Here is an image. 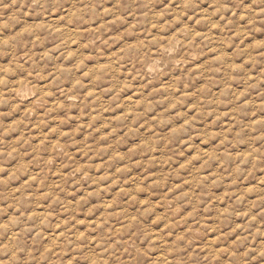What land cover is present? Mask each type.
<instances>
[{"label":"rangeland","instance_id":"obj_1","mask_svg":"<svg viewBox=\"0 0 264 264\" xmlns=\"http://www.w3.org/2000/svg\"><path fill=\"white\" fill-rule=\"evenodd\" d=\"M0 264H264V0H0Z\"/></svg>","mask_w":264,"mask_h":264},{"label":"bare ground","instance_id":"obj_2","mask_svg":"<svg viewBox=\"0 0 264 264\" xmlns=\"http://www.w3.org/2000/svg\"><path fill=\"white\" fill-rule=\"evenodd\" d=\"M73 32V31H72ZM77 35H79V34H77ZM15 95V94H14ZM41 213V212H40ZM36 216V215H35ZM39 216H42V215H39ZM45 216V215H44ZM42 220V219H41ZM53 228V227H52ZM55 231V230H54ZM219 233V232H218ZM48 234V233H47ZM217 234V233H216ZM215 234V235H216ZM51 239V238H50ZM220 242V241H219ZM257 242V241H256ZM260 242V241H259ZM217 245V244H216ZM206 251V250H205ZM210 252H213V251H210ZM205 253V252H204ZM221 256V255H220ZM218 260V259H217Z\"/></svg>","mask_w":264,"mask_h":264}]
</instances>
